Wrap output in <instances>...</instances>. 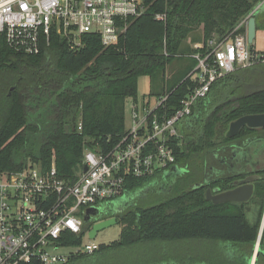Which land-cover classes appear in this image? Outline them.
<instances>
[{
  "label": "trees",
  "instance_id": "obj_1",
  "mask_svg": "<svg viewBox=\"0 0 264 264\" xmlns=\"http://www.w3.org/2000/svg\"><path fill=\"white\" fill-rule=\"evenodd\" d=\"M262 1L145 0L146 12L124 19L121 39L110 47L90 35L84 46L74 49L66 38L52 33L39 53L27 54L0 39V171L20 170L29 162L46 171L55 159L59 176L72 183L82 168L85 148L109 150L128 132L126 102L130 98L140 102L141 76L149 78V96L169 95L164 110L173 114L196 86L198 59L194 54L208 52L206 48L191 50V43L247 32L237 26L245 19L248 22ZM158 13L165 14V19H156ZM255 17L258 37L264 35V12ZM232 77L233 72L211 86L207 95L211 97L194 107V112L201 109L199 122L190 131L183 127L181 136L173 139L179 166L190 169L197 155L204 157V153L255 131L245 126L233 138L225 136L231 121L264 113V87L247 90L241 84V92H224ZM181 180L178 177L168 185L172 193L157 204H134L101 217L114 215L123 225L119 238L100 244L93 254L71 256L64 264L103 254L113 255L111 264L118 257L124 260L121 264H147L141 260L146 250L149 258L161 257L153 264H163L166 255L162 252L182 260L168 264H201L186 262L182 253L174 252L190 242L219 244L216 254L221 257L205 264H249L264 214V177L255 183L253 198L240 204H214L206 199L211 184L194 188L198 179L189 186H183ZM229 180L224 178L222 183L228 186ZM151 181L130 178L127 193ZM252 209L255 217L250 221L247 212ZM90 227L84 226L79 235L67 233L66 240L81 244ZM263 235L256 264H264ZM153 246L157 255H152Z\"/></svg>",
  "mask_w": 264,
  "mask_h": 264
},
{
  "label": "built area",
  "instance_id": "obj_2",
  "mask_svg": "<svg viewBox=\"0 0 264 264\" xmlns=\"http://www.w3.org/2000/svg\"><path fill=\"white\" fill-rule=\"evenodd\" d=\"M146 10L145 0H0V39L27 54L39 53L52 33L66 38L74 49L84 46L90 35L110 47L121 39L122 21ZM165 17L156 14L158 20ZM242 27L247 29L246 19L237 29ZM195 48L208 52L195 54L196 86L180 108L173 114L164 110L168 94L134 102L128 132L109 150L85 148L82 168L72 183L59 176L55 159L46 171L31 162L20 170L0 171V264H64L71 256L96 252L100 244L89 239L90 229L84 244L68 243L67 233L83 232L87 210H109L127 194L128 179L151 181L174 173L178 164L172 141L183 130L178 124L185 126L216 81L264 63V41L261 49L255 44L253 48L245 31L210 38Z\"/></svg>",
  "mask_w": 264,
  "mask_h": 264
},
{
  "label": "rangeland",
  "instance_id": "obj_3",
  "mask_svg": "<svg viewBox=\"0 0 264 264\" xmlns=\"http://www.w3.org/2000/svg\"><path fill=\"white\" fill-rule=\"evenodd\" d=\"M259 5H261V6L258 10L260 12H264V0L261 3H259ZM262 36H263V34L258 35L257 40H256V45L260 49L263 46ZM200 42H204V41L191 43V45H190L191 50L196 49L195 48L196 44L200 43ZM192 52L190 54L191 56L193 55ZM194 57H195V54H194ZM233 73H234V77H232L230 84L225 87V89L223 90L224 92H241L244 88V87L240 86L241 84L243 86L245 85L247 90L250 87L251 88H255L256 86L257 87H264V63H258V64H255V65H252L249 67L240 68V69H237L236 71H234ZM138 92H139V99H138L139 101H141V100L148 101V100H153L154 97L156 98V96H149L150 81H149V78L147 76H141L139 78ZM133 103H134V99H132V98L128 99L126 102V116L128 117V120H129V115H130V109H131ZM181 126L183 129V125H180V123H179L178 124L179 130L181 129ZM190 130L191 129H189V131ZM263 148H264L263 142H259L257 145H255L250 150V154L253 155L254 157L260 159V158H262ZM204 154H205L204 157H202L203 155H197L195 157L194 164H193V166H191L190 169H187L186 167H180V168L176 167V169L179 170L177 172V174L181 175L182 173H184L183 176L180 177V178H182V180H184V183L182 184L183 186L184 185L189 186L192 182L191 180H193L194 178L195 179H202V173H203V170H205L204 164H207V163L213 164L215 162L213 153H210V154L204 153ZM31 164H34V163L31 162ZM183 168L185 169L184 171H183ZM183 186H181V187H183ZM161 190H163V191L161 192ZM168 190H170L168 185H164V186L162 185V187L161 188L159 187V189L157 188V186L149 187L148 185H145V186H142L141 188H139L138 190L134 191L133 193L129 192L127 194H124L122 197L119 198V200H115L113 202H116V201H118V203H119V201L123 202L122 204L121 203L120 204L122 205V209H124V210H128L129 207H133L134 204L135 205H141V206L154 205V204H157V203L163 201L165 198L168 197V195H170L172 193ZM111 204H113V203H111ZM250 206L253 209H258V207H255V205L250 204ZM88 211L89 210H87V212ZM88 215H89V213L86 215L85 218H87ZM247 217L249 218L250 221H253L255 215L253 214V212L248 211ZM88 225L92 226V222L86 221L85 226H88ZM122 227H123V225L117 221V223L99 231L97 233V236L91 240L97 244L107 245V244H109V243H111V242H113L119 238ZM87 241H88V238L86 237L83 239L82 243L84 244ZM186 244L187 245H185L184 247L174 251L176 253H182V255H184L186 258L185 259L186 262L205 264V263H208L207 260L212 259L214 262V260L216 261V259L221 257V256H219V254H216L217 252H219V249H220L218 246L219 244H214V243L213 244L212 243L207 244L205 242H203V243L190 242V243H186ZM70 250L71 249L65 250V252H68ZM148 252L149 251L146 250L145 255L141 256L142 263L153 264L154 262H157V260L161 259V257H158L156 259H154L153 257L149 258ZM162 253H163V255H166L165 259H163V261L161 262L163 264L182 262L181 259H180V261H176V260L172 259L173 257L170 256L169 254H166L164 252H162ZM112 257H113L112 254H103V256L102 255H96V256H92V257L88 256V257H85L84 259L80 260V262H77L74 264H111ZM187 258H190V259H187ZM151 261H153V262H151Z\"/></svg>",
  "mask_w": 264,
  "mask_h": 264
},
{
  "label": "flooded vegetation",
  "instance_id": "obj_4",
  "mask_svg": "<svg viewBox=\"0 0 264 264\" xmlns=\"http://www.w3.org/2000/svg\"><path fill=\"white\" fill-rule=\"evenodd\" d=\"M210 97H211L210 95L207 96V99ZM200 110L201 109H198L197 112H194L192 116H190L186 120V124L184 126L186 130L191 129L193 124L199 122L200 120L199 117L202 113ZM251 142L253 143L263 142L264 145V130L254 131L252 134L247 135L246 137L236 138L230 141L229 143L222 144L218 146L216 149H214L211 153H213L215 162L213 164L207 163L205 165V170H203L202 173V179H198L197 183L195 182V184L198 183L211 184L210 187L212 189L218 188V191L219 190L225 191L228 189H232L247 179H249V181L253 182L255 185L258 179L264 177V170H263L264 159L261 161L260 159L254 157L253 155H251V158H249L248 153L245 156L246 159H242L236 155L240 151V149H243L244 152L248 151L249 150L248 145ZM263 152H264V148H263ZM177 167L180 168L181 166L177 165ZM184 170L185 169H183V171ZM183 174L184 173H182L181 175L177 174V169L175 168L174 173L162 177L160 180H154L152 182H149L148 186L149 187L157 186L158 189L159 187L161 188L162 185L171 186L173 183L177 181L178 177H182ZM224 178L230 179L228 186L227 185L225 186V184L222 183V180ZM191 181L193 182L195 181V179ZM109 208L110 206L107 209Z\"/></svg>",
  "mask_w": 264,
  "mask_h": 264
},
{
  "label": "water",
  "instance_id": "obj_5",
  "mask_svg": "<svg viewBox=\"0 0 264 264\" xmlns=\"http://www.w3.org/2000/svg\"><path fill=\"white\" fill-rule=\"evenodd\" d=\"M261 5H257L255 9L251 12L248 22H247V41L249 44H253L256 36H257V23L255 14L259 12V8ZM249 127L255 131L264 130V113H257V114H246L243 115L229 123L228 129L225 133L227 138H232L240 133L243 127ZM257 142L249 143V150L244 152L243 149L236 154L242 159H246V154L248 153L249 158H251L250 150L257 145ZM264 159V152L262 154V161ZM87 165L84 166V170H87ZM184 169V168H183ZM254 169V168H252ZM249 169V170H252ZM258 170V169H256ZM264 170V169H263ZM179 170L177 169V172ZM204 185V183H198L194 185V188ZM255 192V185L253 182L249 181V179L245 180L244 182L240 183L236 187L232 189H228L225 191H218L217 189H212L208 187L206 189V199L211 201L214 204H222L228 202L234 203H247L249 202ZM111 210H106L105 208L102 209L101 212L95 213L94 208L89 210V215L85 220L87 222H92V226L88 232L90 239H93L97 236V233L115 223H117V218L115 216H110L107 218H102L104 215H108ZM94 215V216H92ZM257 252L253 254L252 259L250 260V264H256V257Z\"/></svg>",
  "mask_w": 264,
  "mask_h": 264
},
{
  "label": "crops",
  "instance_id": "obj_6",
  "mask_svg": "<svg viewBox=\"0 0 264 264\" xmlns=\"http://www.w3.org/2000/svg\"><path fill=\"white\" fill-rule=\"evenodd\" d=\"M257 37V36H256ZM262 38H263V41H264V35L262 36ZM257 46V45H256ZM204 101V100H203ZM202 101V102H203ZM117 200H119V199H117ZM113 204H111V206H110V208H109V210H111V213H113V212H119L120 210H123L122 209V203L123 202H120L119 201V203H118V201H116V202H112ZM121 203V204H120ZM251 212H253V214L255 215V212H254V210L252 209L251 210ZM91 228V227H90ZM262 234H264V214H263V219H262V222H261V226H260V231H259V235H258V238H257V241H256V243H255V246H254V248H253V250H252V256H251V259H252V257H253V254H254V252H255V254H256V252H257V254L259 255V252H260V250H261V248H260V245H261V237H262ZM263 242H264V235H263ZM156 246V245H155ZM155 246H153V249H152V255H157V252H158V250H156V248H155ZM258 255H257V257H258ZM257 257H256V260H257ZM250 259V260H251ZM132 260V259H131ZM124 260H121V258L120 257H118L117 258V262H116V264H121L122 262H123ZM115 262V261H114ZM249 264H250V261H249ZM253 264V263H252Z\"/></svg>",
  "mask_w": 264,
  "mask_h": 264
}]
</instances>
